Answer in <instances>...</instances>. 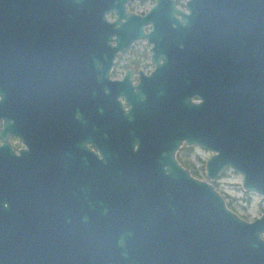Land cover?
I'll list each match as a JSON object with an SVG mask.
<instances>
[{"label":"water","instance_id":"95a60500","mask_svg":"<svg viewBox=\"0 0 264 264\" xmlns=\"http://www.w3.org/2000/svg\"><path fill=\"white\" fill-rule=\"evenodd\" d=\"M62 2L73 25H64L61 35L71 31L75 52L110 60L117 48L123 51L134 36L144 35L154 72L177 76L181 86L165 98L155 91L151 104L122 110L114 98L112 107L105 105L122 126L110 140L101 135V167L96 162L87 175L84 167H73L64 186L43 176L25 192L0 128V264H264V211L252 220L239 216L211 182L176 157L182 144L210 150L207 179L229 167L241 174L244 190L264 195V0H184L186 11L173 0H154L143 15L131 13L140 23L124 47L108 43L114 21L103 12L100 32L80 17L79 0ZM53 3L26 4L44 12ZM20 4L0 0V11L19 13ZM146 21L152 28L143 32ZM2 29L0 53L11 50L8 37L17 34ZM194 72L197 88L192 77L182 81ZM100 78L108 80L106 73ZM24 195L69 200L64 205L75 211L69 216L77 223L66 227L74 232L34 235L17 229L5 202L13 205V198Z\"/></svg>","mask_w":264,"mask_h":264},{"label":"flooded vegetation","instance_id":"af4514ba","mask_svg":"<svg viewBox=\"0 0 264 264\" xmlns=\"http://www.w3.org/2000/svg\"><path fill=\"white\" fill-rule=\"evenodd\" d=\"M62 1L53 0L51 8L44 12L26 4L27 0H20L19 13L0 11L2 30L17 31L8 37L11 50L0 53V89L4 92L0 128L10 159L22 172L25 192L30 191L31 181L34 187L40 185L43 176L54 177L56 185L64 186L69 184L73 167H84L86 175L96 162L101 167V135L110 140L123 122L118 114L106 111L105 105L112 107L114 98L126 110L151 104L155 91H161L165 98L164 94L180 85L177 76L154 72L151 42L144 35L134 36L123 51L117 48L110 60L106 54L75 52L71 31L66 37L61 35L64 25H73L72 13ZM173 1L176 8L187 10L184 0ZM153 3L154 0H79V14L88 23L98 25L101 32L103 12L106 21H114L108 43L118 42L124 47L140 23L131 13L141 16ZM14 16L19 20L11 18ZM151 28L150 21L141 24L143 32ZM259 38L264 39L263 31ZM105 73L107 81L100 78ZM191 77L197 88L200 77L196 72L184 75L182 81H191ZM12 202L13 205L5 202V206L15 215L17 229L25 233L74 232L75 228H67L77 223L76 217L69 216L75 211L64 205L69 200L24 195ZM43 203L54 205L42 206Z\"/></svg>","mask_w":264,"mask_h":264},{"label":"rangeland","instance_id":"374dc122","mask_svg":"<svg viewBox=\"0 0 264 264\" xmlns=\"http://www.w3.org/2000/svg\"><path fill=\"white\" fill-rule=\"evenodd\" d=\"M181 145L176 156L187 160L190 169L195 170L197 177L211 182L215 189L224 198L225 203L239 216L246 220H252L264 211V195L255 191L244 190L241 185V174L229 167L224 168L215 179H207L204 175V159L210 154V150L201 149L190 145L191 150ZM264 238V234H261Z\"/></svg>","mask_w":264,"mask_h":264},{"label":"trees","instance_id":"16d2710c","mask_svg":"<svg viewBox=\"0 0 264 264\" xmlns=\"http://www.w3.org/2000/svg\"><path fill=\"white\" fill-rule=\"evenodd\" d=\"M185 149L187 150H191V146H184ZM177 157V156H176ZM178 161L183 165L185 166L193 175H196V171L193 170V169H190V164H188L187 160H182L180 159L179 157H177Z\"/></svg>","mask_w":264,"mask_h":264}]
</instances>
